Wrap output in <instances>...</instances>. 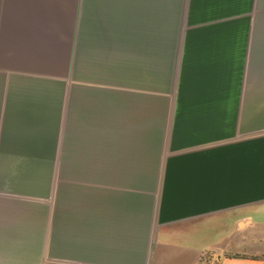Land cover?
I'll list each match as a JSON object with an SVG mask.
<instances>
[{
  "label": "crops",
  "instance_id": "0c3cea01",
  "mask_svg": "<svg viewBox=\"0 0 264 264\" xmlns=\"http://www.w3.org/2000/svg\"><path fill=\"white\" fill-rule=\"evenodd\" d=\"M264 264V0H0V264Z\"/></svg>",
  "mask_w": 264,
  "mask_h": 264
},
{
  "label": "built area",
  "instance_id": "2783aa9c",
  "mask_svg": "<svg viewBox=\"0 0 264 264\" xmlns=\"http://www.w3.org/2000/svg\"><path fill=\"white\" fill-rule=\"evenodd\" d=\"M199 264H218V259L213 257L211 253H204Z\"/></svg>",
  "mask_w": 264,
  "mask_h": 264
}]
</instances>
